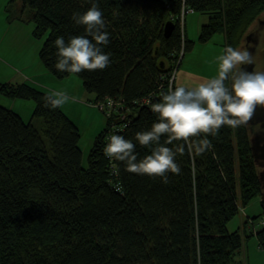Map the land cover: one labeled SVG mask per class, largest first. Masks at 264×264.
I'll return each mask as SVG.
<instances>
[{
  "label": "trees",
  "instance_id": "1",
  "mask_svg": "<svg viewBox=\"0 0 264 264\" xmlns=\"http://www.w3.org/2000/svg\"><path fill=\"white\" fill-rule=\"evenodd\" d=\"M21 1L34 10L33 34L45 37L41 60L54 76H69L54 67L52 41L85 34L72 14L83 13L93 0ZM98 6L111 33L105 51L113 63L77 75L96 94L92 103L115 97L124 114L107 115L88 166L78 124L62 106L46 105L49 91L0 80L3 94L35 102L29 121L0 103V264H243L233 262L244 243L243 227L230 230L228 224L261 194L248 124L207 134L214 145L209 151L179 154L182 170L170 172L167 182L125 170L103 147L113 123H126L116 131L135 140L157 118L149 102L168 90L175 61L195 45L186 31L183 39V7L209 15L201 42L224 32L226 45L241 46L264 13V0H99ZM170 19L176 25L167 37ZM136 151L143 157L151 148L137 142ZM256 235L264 247V226Z\"/></svg>",
  "mask_w": 264,
  "mask_h": 264
},
{
  "label": "clouds",
  "instance_id": "2",
  "mask_svg": "<svg viewBox=\"0 0 264 264\" xmlns=\"http://www.w3.org/2000/svg\"><path fill=\"white\" fill-rule=\"evenodd\" d=\"M83 13L75 11L72 20L85 25V34L56 36V61L54 67L61 73H81L85 69H105L112 63V53L105 51L111 43V33L98 6ZM218 71L195 84H178L162 91L155 102H149L156 114L151 127L137 131L135 140L125 137L122 131H114L106 137L103 151L109 159L123 162L125 170L137 174L161 177L165 182L168 174L180 173L179 154L195 152L202 154L214 145L209 135H215L224 126L237 127L248 122L258 105L264 106V68H258L248 47L227 44L216 57ZM254 65L249 70L246 65ZM76 99L61 89H52L45 103L52 108L63 106ZM107 104L101 108L111 110L113 99L105 97ZM205 134L201 136V134ZM137 142L151 151L143 157L136 151Z\"/></svg>",
  "mask_w": 264,
  "mask_h": 264
},
{
  "label": "rangeland",
  "instance_id": "3",
  "mask_svg": "<svg viewBox=\"0 0 264 264\" xmlns=\"http://www.w3.org/2000/svg\"><path fill=\"white\" fill-rule=\"evenodd\" d=\"M18 3L22 4V1L19 0ZM15 9V6H13V10ZM32 11H34L32 8L28 7L25 10V18H29L32 14ZM188 15V14H187ZM196 15H207L203 14L201 12H197ZM264 18V13L258 17ZM256 19L255 22L249 27L247 30L246 35L259 26V19ZM31 19V18H30ZM31 24V31L34 32L35 28V22L31 20L29 22ZM202 26V25H201ZM198 30H191V33L194 36L196 35L197 41H195V45L191 50H188L184 53L183 60L179 68L177 69V77L178 81L176 82V85L181 84L182 82H185L186 84H195L199 80H202L204 78L200 76H196L193 74L194 72H198L204 77L208 78L213 75H215L218 71V61L216 60V57L224 50V47L226 45L225 36L223 32L216 33L211 40L208 42H201L199 40V33L200 28ZM264 37V36H263ZM33 40H31L30 48L34 51L33 56L36 57L42 65H45L43 61L40 58V50L43 45V42L45 40V37H37L33 34L32 37ZM193 40V39H192ZM245 43V40H244ZM243 43L242 46H245ZM246 47V46H245ZM263 52H264V38L259 44L258 51L255 57V60L257 61V67L258 68H264L263 64ZM188 71V72H187ZM54 79L57 81H66L63 83H66V86L73 89V91L80 90L81 88L85 91V94L83 97L79 94H74L72 96L76 97L79 101L86 102L81 104L80 107L77 108L76 113H74L75 122L78 124L80 130H81V139H80V145L83 151V165L86 167L88 166V155L89 152L94 144V141L96 139V136L99 134V132L104 129L107 126V115L100 110L98 107H96L94 104H92L91 100H94V93L88 92L85 87L83 86V80L82 78L73 73L70 74V78L64 77V78H58L54 76L53 74H50ZM181 75V78H180ZM3 75H0V80L5 81L2 77ZM180 78V80H179ZM76 79V80H75ZM199 79V80H198ZM24 81V80H23ZM77 81V82H76ZM18 82H22V80H19ZM44 84V83H43ZM46 87H40L43 90L50 91L52 89H55L57 87L52 86L50 83L45 85ZM61 89V88H59ZM64 90V89H62ZM66 91V90H64ZM69 92V91H66ZM2 93V92H1ZM14 99V97L7 96L5 94H0V103L4 104V102H9L10 100ZM16 101H19L20 104L16 105L17 108L22 112V115L24 118L29 121L33 117V111L35 107V102L32 99H23V98H15ZM7 106V105H5ZM42 122V119L35 118V123L37 125H40ZM243 207H241V210ZM244 209L246 210V214H249L252 217L246 216V220L244 221L243 225L242 221L245 216L242 214V211L236 215L228 224L230 230H236L239 227H243L245 233L244 243L242 248L235 254L233 257V262L235 263H243V264H264V247L259 244V239L257 237V232L259 231L260 227V221L264 220L263 213V205H262V196L259 194L256 196L247 206H244ZM262 215V216H259ZM249 225L248 229L246 230L245 227Z\"/></svg>",
  "mask_w": 264,
  "mask_h": 264
},
{
  "label": "crops",
  "instance_id": "4",
  "mask_svg": "<svg viewBox=\"0 0 264 264\" xmlns=\"http://www.w3.org/2000/svg\"><path fill=\"white\" fill-rule=\"evenodd\" d=\"M18 1L19 0H17L15 3H11V0H0V75H3L4 78L2 76L1 77L5 81L18 82L19 80H22V82H30L42 88L46 87L45 85L47 83H50L52 86L57 87L55 89L61 88V90L64 89L66 91H69L67 93L71 97H74L72 96L74 94H79L81 95V97H83L85 91L82 88L79 91H73V89L66 86V83H63L66 82L65 80L57 81L56 79H54V77L50 75L52 73L47 69V67L45 65H42V63L36 57L33 56L34 51L29 46V42L33 40V33L31 31L32 27L29 23L31 19L30 17L27 19L25 18L26 8L23 6V3L20 4L18 3ZM13 6H15L14 10ZM197 12L198 11L189 12L188 15H186L187 38L190 40L193 39V41H197V38H194L196 37V35L194 36L196 30H198L199 27L205 22H207L209 19L208 14L196 15ZM191 30H195L193 35L191 33ZM193 74L202 78H206L198 72L193 71ZM70 77L71 76L69 75L68 78ZM177 81L178 77L176 78L175 82ZM181 84L186 83L182 82ZM0 94H2L1 91ZM93 96V99L95 100L96 94L94 93ZM4 103L5 105H7V107L16 110L22 115V112L16 106L17 104L19 105L20 102L16 101L15 98H12V100H10L9 102ZM83 103L86 102L82 101L81 103V101H79L78 99H70L62 106V108L75 121L73 115L74 113H76L77 108L80 107ZM241 211L242 214L245 216L246 210L244 209V207ZM246 216L249 217L250 215L246 214ZM246 216L242 218L243 221L240 226L243 225L244 221L247 218ZM248 227L249 225H247L245 229L247 230Z\"/></svg>",
  "mask_w": 264,
  "mask_h": 264
},
{
  "label": "water",
  "instance_id": "5",
  "mask_svg": "<svg viewBox=\"0 0 264 264\" xmlns=\"http://www.w3.org/2000/svg\"><path fill=\"white\" fill-rule=\"evenodd\" d=\"M259 19V18H258ZM259 26L257 29L249 32L245 36V42L255 43L252 37L258 38L257 43V50L253 52L254 57H256L258 47L262 39L264 38V18L259 19ZM175 21L170 19L166 22L164 27V34L165 36H170L175 28ZM259 30V34H252L256 33ZM257 40V39H256ZM245 44V43H244ZM163 63V62H162ZM263 64H264V52H263ZM163 65V64H162ZM257 65V61H256ZM250 69L254 68V65L250 64ZM250 126L251 129V148L254 160L259 168V179L261 184V196L262 202L264 203V106L258 105L253 117L246 122ZM254 129V130H253Z\"/></svg>",
  "mask_w": 264,
  "mask_h": 264
},
{
  "label": "built area",
  "instance_id": "6",
  "mask_svg": "<svg viewBox=\"0 0 264 264\" xmlns=\"http://www.w3.org/2000/svg\"><path fill=\"white\" fill-rule=\"evenodd\" d=\"M193 11H195V10L193 8H190V7H183V9H182V12H181V15H180V22H181V28H182V33H183V39H184V36H185V31H186V15L189 12H193ZM183 55H184V50L181 52L180 58L175 61L176 65H175L174 69L171 71V73L169 75V81H170L169 85H170V87L173 86V83L175 82V80L177 78V69L180 66V62H181V59H182ZM111 98L113 99V106H112L111 110H108L106 107L105 108H101V106H100L101 103H103L104 105L107 104L106 99L98 101V102H94L93 104L95 106H97L100 110H102L109 117H112L115 114H118V115L122 114L123 115L124 113L121 111L123 109V107H124L122 101L120 99L115 98V97H111ZM124 125H126V123H124L123 125L122 124L113 123L111 125L109 131L107 132L106 136H105V140H106L107 136H110L112 134V132L120 129ZM116 172H117L116 170L113 171V173H115V175L117 174ZM115 184L118 185V188H120V183L119 182H116ZM259 224H260L259 228L263 227L264 226V220H261Z\"/></svg>",
  "mask_w": 264,
  "mask_h": 264
},
{
  "label": "flooded vegetation",
  "instance_id": "7",
  "mask_svg": "<svg viewBox=\"0 0 264 264\" xmlns=\"http://www.w3.org/2000/svg\"><path fill=\"white\" fill-rule=\"evenodd\" d=\"M251 32V31H250ZM252 34H259V30L256 31V33H252ZM252 39L255 41V43H250V42H245V46L248 47L250 49V51L253 53L257 50V41H258V38L257 37H252ZM257 39V40H256ZM245 67H247L248 69H250V65H246ZM254 130V129H253Z\"/></svg>",
  "mask_w": 264,
  "mask_h": 264
}]
</instances>
